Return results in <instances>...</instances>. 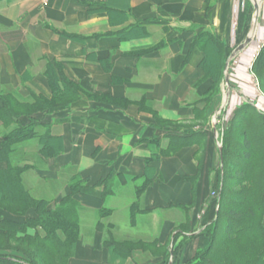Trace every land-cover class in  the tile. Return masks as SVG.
Instances as JSON below:
<instances>
[{
    "label": "crops",
    "instance_id": "1",
    "mask_svg": "<svg viewBox=\"0 0 264 264\" xmlns=\"http://www.w3.org/2000/svg\"><path fill=\"white\" fill-rule=\"evenodd\" d=\"M248 3L253 9L248 0H0V96L25 104L50 101L48 64L59 65L80 89L73 103L31 116L49 126V146H61L57 156L42 155L39 127L11 155L19 168L26 167V191L50 208L69 194L74 176L87 180L74 197L79 238L68 264H185L206 246L202 231L216 213L215 160L220 164L210 119L224 81L218 95L206 100L212 81L204 62L212 52L194 38L214 36L232 52L247 37ZM255 5L259 15L260 1ZM253 24L252 19L251 44ZM255 42L259 48L264 41ZM153 115L204 132V146L193 144L146 164L151 152L142 140L155 135L160 149L167 146V131L153 128ZM13 123L0 122V144L29 119ZM108 176L112 195L103 197L97 183ZM147 178L150 185L137 197ZM119 224L136 233L117 239ZM108 235L115 248L105 244ZM137 242L142 246L116 247Z\"/></svg>",
    "mask_w": 264,
    "mask_h": 264
},
{
    "label": "trees",
    "instance_id": "2",
    "mask_svg": "<svg viewBox=\"0 0 264 264\" xmlns=\"http://www.w3.org/2000/svg\"><path fill=\"white\" fill-rule=\"evenodd\" d=\"M251 10L252 6L248 3L244 34ZM194 40H198L205 51L212 52L211 58L207 57L204 62L208 78L212 81L206 99L210 100L219 93L231 49L205 33L198 34ZM251 72L264 94V45L253 62ZM45 74L53 94L50 101L37 98L33 103L25 104L11 96H0V122L5 127H11L20 117L29 119L28 125L17 126L6 133L0 144V164L6 165V168L0 169V264H68L79 238L78 203L74 197L84 188L87 180L74 176L69 194L61 198L55 208H50L47 201L35 199L26 191L21 179L26 167L19 168L11 158L16 146L27 141L38 127L43 130L39 137L43 145L42 155L48 158L61 152V146L57 145L56 151L53 145L49 146V142L53 141L49 126L38 124L31 116L73 103L79 98L80 89L65 78L59 65L48 64ZM198 113V117L207 123L204 111ZM191 127L162 121L155 115L153 128L166 129L164 138L167 146L160 149V141L155 135L142 140L141 143L151 152L145 163L157 162L193 144L203 147L206 134L190 132ZM222 161V171L218 173L221 174L218 180L221 184L218 211L202 231L208 239L207 244L185 264H264V114L252 105L237 108L224 129ZM150 183V178L145 179L142 187L136 189L137 197ZM97 185L102 186L103 197L112 195L110 176ZM134 208L135 205H132V220L136 213ZM29 214L32 216L28 217ZM131 243H118L116 247L123 246L117 248L125 250L127 245L142 246L138 242ZM105 244L109 248L114 245L110 235ZM181 247L182 244L178 249ZM175 254L176 251H172V258Z\"/></svg>",
    "mask_w": 264,
    "mask_h": 264
},
{
    "label": "rangeland",
    "instance_id": "3",
    "mask_svg": "<svg viewBox=\"0 0 264 264\" xmlns=\"http://www.w3.org/2000/svg\"><path fill=\"white\" fill-rule=\"evenodd\" d=\"M249 2L252 1L256 4L257 0H248ZM261 3V9L258 15V18L253 16V9L252 12L249 14L248 22H247V29L246 33L244 34L245 37L250 34L251 26H252V19L255 20V26L258 28L257 35L254 37L255 30L253 32V43H249L244 50L239 52L229 63L227 77L229 80L228 88L227 85L222 84V90L219 93L220 101L219 105L215 109L214 114L210 119V127L215 128V131L211 133L215 138V148L217 149V145L222 147V138L224 134V129L227 127V124L232 119L234 111L242 105L250 104L256 110L264 114V94L259 89V84L257 79L251 72V68L253 66V62L258 55L262 45L258 48L257 44H255L256 40L264 41V0H259ZM261 33V36H260ZM260 36V37H259ZM245 39V38H244ZM243 39V40H244ZM233 44V41H232ZM236 44V43H235ZM233 45V48L235 47ZM234 50V49H233ZM210 128V129H211ZM214 130V129H212ZM211 136V138L213 137ZM16 160V156L12 157V162L14 164ZM221 167L218 164V159L215 160V187L212 191L213 202L216 205V213L218 211V200H219V191L221 184L218 183L219 175ZM222 171V170H221ZM212 177V175H211ZM217 180V181H216ZM26 181V180H25ZM217 187V188H216ZM168 214V213H167ZM172 215H169L168 218L172 219ZM164 218V216H163ZM81 220V228H82V219ZM142 228L139 225L138 229ZM119 232L115 233L117 239H125L126 236L131 234H135V228H131L129 225L119 224ZM146 249H150L146 247ZM155 252V250L150 249ZM156 253V252H155Z\"/></svg>",
    "mask_w": 264,
    "mask_h": 264
},
{
    "label": "water",
    "instance_id": "4",
    "mask_svg": "<svg viewBox=\"0 0 264 264\" xmlns=\"http://www.w3.org/2000/svg\"><path fill=\"white\" fill-rule=\"evenodd\" d=\"M252 4H253V9H254L253 16H255L256 14H258V11H257L258 8L253 2H252ZM249 43H250V38H249V34H248V36L245 38V41L242 44H240L239 46H237L231 52L229 57L227 58V61L225 63V70H224V74H223V81H224L225 85H227V88H228V84H229V80H228V77H227L229 63L232 60V58L235 57L239 52H241ZM213 129L215 131V128H213ZM218 152H219V156H220V167H221V170H222L223 161H222V147L221 146L218 147Z\"/></svg>",
    "mask_w": 264,
    "mask_h": 264
},
{
    "label": "bare ground",
    "instance_id": "5",
    "mask_svg": "<svg viewBox=\"0 0 264 264\" xmlns=\"http://www.w3.org/2000/svg\"><path fill=\"white\" fill-rule=\"evenodd\" d=\"M256 17H258V15L256 14ZM253 25H255V20H254V24Z\"/></svg>",
    "mask_w": 264,
    "mask_h": 264
},
{
    "label": "built area",
    "instance_id": "6",
    "mask_svg": "<svg viewBox=\"0 0 264 264\" xmlns=\"http://www.w3.org/2000/svg\"><path fill=\"white\" fill-rule=\"evenodd\" d=\"M218 147H219V145H218Z\"/></svg>",
    "mask_w": 264,
    "mask_h": 264
}]
</instances>
